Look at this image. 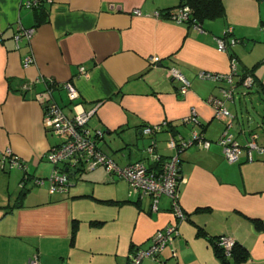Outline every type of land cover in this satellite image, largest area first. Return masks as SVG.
<instances>
[{
    "label": "crops",
    "instance_id": "obj_1",
    "mask_svg": "<svg viewBox=\"0 0 264 264\" xmlns=\"http://www.w3.org/2000/svg\"><path fill=\"white\" fill-rule=\"evenodd\" d=\"M41 2L43 13L25 8L23 0H0V151L10 150L24 166L4 169L0 163V264H27L32 255L40 264H126L155 231L177 222L168 197L162 196L152 211L148 196H129L127 181L109 173L100 182L116 189L106 193L97 191L98 181H82L83 170L71 174L65 193L28 179L21 188L24 172L47 177L45 154L61 142L46 128L43 108L33 98L50 80L56 85L52 99L68 117L76 103L86 110L97 105L88 127L103 131L97 147L118 165L150 164L144 125L165 123L153 137L163 159L173 153L166 146L170 136L188 139L193 130L210 141L208 148L192 145L180 154L178 198L186 218L177 222L172 243L140 264H222L207 236L243 245L248 258L242 264H264V152L246 148L250 134L264 146V127L258 128L247 108L245 113L237 108L240 96L234 93L242 90L235 86L224 106L233 116L230 133L241 153L228 162L217 143L226 120L217 118L207 102L211 95L222 97L228 85L197 76L227 73L234 58V83L254 66L260 80L254 59L264 57V51L250 59L248 50L264 45V0H223L225 17L198 26L164 15L181 0ZM136 9L141 15L133 14ZM30 27L31 36L16 43L13 34ZM229 27L226 50L219 51L216 39ZM170 67L189 81L185 94L168 74ZM67 81L77 90L72 102L62 87ZM192 108L194 126L183 122ZM259 116L264 123V115Z\"/></svg>",
    "mask_w": 264,
    "mask_h": 264
},
{
    "label": "built area",
    "instance_id": "obj_2",
    "mask_svg": "<svg viewBox=\"0 0 264 264\" xmlns=\"http://www.w3.org/2000/svg\"><path fill=\"white\" fill-rule=\"evenodd\" d=\"M40 3L41 0H23V6L28 9H33ZM133 14L139 16L141 12L136 9L133 11ZM156 15L158 16L159 13L157 12ZM167 17L178 24L188 23L191 17V9L187 5L179 6L169 11ZM193 25L198 26L197 24ZM261 29L264 30V26ZM33 31V27L20 28L13 34V39L17 43L22 37H30ZM230 33L231 28L229 27L223 34L224 36L217 37L216 43L219 51L226 50L225 36ZM152 60L157 61L158 57H154ZM31 61V57L26 58L25 64ZM168 74L179 81V93L185 94L190 87V83L185 76L175 67H170ZM234 75H237L234 58L231 60V66L227 73L215 74L201 71L197 75L201 79L223 81L228 85L221 89L222 97L211 95L207 98V102L214 109L215 116L226 120L225 129L217 139V143L221 146L223 156L228 162L236 161L241 153V146L235 140L233 134L230 133L233 116L224 106V100L231 99L234 92ZM252 82V76L247 74L242 78L240 85L246 89L250 87ZM49 84H51L50 87L47 86L44 91L34 94L33 98L43 108L46 128L61 138V142L51 146L45 154L46 160L53 164L50 175L46 178H34L33 184H47L50 192L65 193L71 185L70 171L77 172L82 169L93 170L102 167L107 173L114 175L118 179L127 181L129 184V196L139 198L148 196L151 201L152 211H157L159 200L162 196L168 197L175 219H177V222L183 221L186 215L179 205V181L177 180L180 154L192 145L208 148L210 141L193 130L190 131V138L188 139L170 136L167 139L166 146L173 153L168 158L163 159L156 152L155 140L151 137L160 132L162 130L161 126H165V123L144 125L142 127L143 134L151 138L150 144L146 148L150 164L137 160L125 165H118L111 156L103 153L97 147L98 141L103 137V131L101 129L91 130L88 127V121L94 114L97 105L92 109L86 110L81 104L76 103L73 105V115L68 117L62 108L52 99L53 81L50 80ZM62 87L66 90L69 101H74L77 97L75 85L67 81L62 84ZM183 122L193 126L198 123L197 113L194 108L183 118ZM256 138V134L249 136L246 144L247 150L249 152L252 150L264 152V146L258 145ZM0 163L4 169L14 167L23 169L24 167L21 160L17 156L12 155L8 149L4 152L0 151ZM65 168L67 169L65 170ZM23 182L20 183V186L24 184ZM177 222L175 221L166 228L155 231L150 243L146 247L137 248L129 255L127 264H140L145 258L156 259L164 247L171 244L174 237L178 235ZM220 244L224 247L226 253H228L234 241L229 237H221ZM27 264H40L38 256L32 255L29 257Z\"/></svg>",
    "mask_w": 264,
    "mask_h": 264
},
{
    "label": "trees",
    "instance_id": "obj_3",
    "mask_svg": "<svg viewBox=\"0 0 264 264\" xmlns=\"http://www.w3.org/2000/svg\"><path fill=\"white\" fill-rule=\"evenodd\" d=\"M183 5H187L191 9V17H190V20L188 21L189 25H193V24L201 25L204 21L223 18V17H225V14H226L223 0H181L179 6H183ZM179 6H177V7H179ZM33 10L42 11V13L45 12V9L42 7V2L37 7L33 8ZM169 11H171V10H169ZM169 11L165 12L164 15L167 16V13H169ZM44 14H42V16ZM253 68L247 72H244V74H242V75L238 74L239 80L237 82H235L234 85L235 86L240 85L242 78L248 74V75L252 76V78H253V82L250 85V87H248V88L255 87L257 89V91L261 90L262 92H264V82H262L261 80L257 81V79L254 77L255 75L253 73ZM50 86H51V84H48V87H50ZM55 86L56 85H54V83H53L52 84L53 90H54ZM197 125H198V123H197ZM199 134L202 136L201 133H199ZM34 178H36V177L29 176V175H27L26 172H24V174L21 177V182H22V180L28 179L30 182L33 183ZM177 180L179 182L181 180L180 163H179L178 170H177ZM23 183H25V182H23ZM24 185H22L21 188H23ZM21 195H22V193H21ZM197 232L199 235H202L204 237L207 236L206 233L202 229H198ZM220 238H221V236H215V237H208L207 236L206 237V239L209 241V243L212 246V249L215 253V256L218 257V259L221 261L222 264H242L246 261V259L248 258V251L243 245H241L240 243H238L234 240V244H233L232 248L230 249V251L228 253H226L224 247L220 244Z\"/></svg>",
    "mask_w": 264,
    "mask_h": 264
},
{
    "label": "rangeland",
    "instance_id": "obj_4",
    "mask_svg": "<svg viewBox=\"0 0 264 264\" xmlns=\"http://www.w3.org/2000/svg\"><path fill=\"white\" fill-rule=\"evenodd\" d=\"M226 10H228V9L226 8ZM253 43H256V42H253ZM260 44L261 43L253 44V45H257L259 47H257L253 51L248 50L249 51L248 56L250 59L253 58L257 54L259 56L260 53L262 51H264V45H262V44L260 45ZM255 58H256V56H255ZM256 60H257V65H256L257 67L255 69L256 74L259 76L260 80L262 82H264V63H261V61H264V57L259 58V59H254V62H256ZM238 89L242 90V93H244V95H241L242 93H239V91L234 93V97L240 96L239 98H237L238 100H236L237 108L243 109V110H244V108H247L249 110L251 116L253 117L254 122L256 121L258 124L260 123L261 127H258V128L261 130V128L264 127V123H262V121H261L262 118H261V116H259V114L264 115V92H262L261 90L257 91L256 88L246 90L245 88L241 87ZM247 91H250V94H247V93L245 94V92H247ZM245 110H244V113L246 112ZM242 120L244 122L246 121L244 116H243ZM258 128H256V129H258ZM153 137L154 136H152L151 138H153ZM151 138L147 139V141H148L147 146L149 145ZM45 166H46V170H48V172H46V173H48L47 174V177H48L52 171L53 164L50 162H47ZM80 176L82 178V181L83 180H96V181H98L99 182L98 185H100V186L97 185V187H96L98 192L102 191V192L106 193L107 191L116 189L114 187L110 188V186H107V184L100 182L101 178L107 176V171L102 167H99L95 170H90V171L83 169L82 173H80ZM121 181H123V180H119V181L117 180V182H121ZM104 205H106V204H104Z\"/></svg>",
    "mask_w": 264,
    "mask_h": 264
},
{
    "label": "water",
    "instance_id": "obj_5",
    "mask_svg": "<svg viewBox=\"0 0 264 264\" xmlns=\"http://www.w3.org/2000/svg\"><path fill=\"white\" fill-rule=\"evenodd\" d=\"M66 169H67V168H65V170H66ZM70 174H72V175H73L74 173H73L72 171H70Z\"/></svg>",
    "mask_w": 264,
    "mask_h": 264
}]
</instances>
